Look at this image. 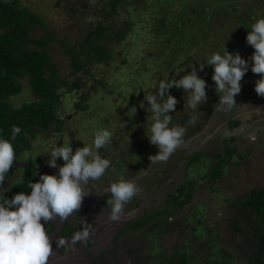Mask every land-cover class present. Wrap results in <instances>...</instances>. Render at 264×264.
<instances>
[{
	"label": "trees",
	"instance_id": "16d2710c",
	"mask_svg": "<svg viewBox=\"0 0 264 264\" xmlns=\"http://www.w3.org/2000/svg\"><path fill=\"white\" fill-rule=\"evenodd\" d=\"M241 1L57 0L56 7L63 9L69 20L78 26L79 38L73 42L70 37L56 40L54 33L49 30L47 20L23 0H0V134L8 138L13 125L21 128L20 134L13 142L17 154L30 147L40 134L63 135L67 132L76 139L78 130L75 131L76 126L71 125L73 123L71 121L77 115L82 117L80 113L89 111L90 105L101 106L103 98L95 100L93 96L107 92L108 95L115 94L114 98L117 101L124 99L121 107L125 108V112L132 120L122 134L112 133L110 143L99 150L100 154L107 155L118 151L122 153L124 159H116L111 164L110 168L114 173H120L122 165L127 161L145 165L147 163L145 153L140 158L135 156L132 152L136 144H129V149L125 151L123 141L125 142L131 134L137 133L144 124L142 129L146 131V118L149 113L146 117H136L138 112L143 110L140 102L144 100L145 93H154L161 80L179 79L184 75L186 71L184 73L177 71V65L180 69H184L186 65L188 68L195 66L194 55L190 52L197 50L205 41L200 43L197 40L199 34L196 35L194 32L196 36L192 38L191 30L197 29L198 24H201L203 29L209 26V33L217 37L219 44L224 46L222 50L226 46L228 51L239 52L246 59L252 55L254 49L247 43L246 36L251 24L257 18L264 16V0H246L245 3ZM71 2L76 3V10L73 9ZM217 22L221 25L216 29ZM206 31H203L204 35L207 34ZM41 32L42 35L38 36ZM182 33H184L183 39ZM191 41H195V47L189 51L190 57H186L185 47H190ZM53 42L59 44L69 58L72 77H74L72 83L60 77L59 70L50 58L49 44ZM167 46L174 47L177 52L174 56L176 59L173 62L174 67L169 70L167 77H164L156 68V64L159 57L167 56ZM243 50L245 52L242 54ZM207 56L209 55L203 56L200 61L204 62ZM196 68L201 78V75L206 77L208 94L213 83L211 79L213 68L209 65L204 67L203 71H200L198 66ZM204 72L207 73L203 74ZM244 78L249 79L250 84L253 83L252 89L259 79L250 69ZM26 82L30 85L35 98L17 106L13 99L25 91ZM88 82H90V90L86 88ZM242 86L246 87L243 84ZM75 93L74 109L68 112L69 108L64 103V99ZM170 93L178 100L175 111L170 113L172 125L183 126L186 131L192 130V133H196L203 124L207 123L206 117L210 116L212 108L214 110L217 103L216 100L212 102L211 97L208 96V100L201 107L205 113L202 120L195 118L193 122H189L193 114L191 109L185 108L188 93L175 87L170 89ZM144 104L147 109L148 102L144 101ZM119 113L123 114L120 109ZM114 119H117V115L113 117ZM201 121L203 122L200 124ZM196 125L200 127L197 129ZM93 128L94 137L95 132L100 128L95 125ZM227 152L229 156L225 158L219 156L221 160L218 162V167L222 166L221 162H228L238 150L235 148L232 154H229V150ZM201 158L198 152L190 159L196 162ZM238 158L243 160V157ZM233 164L239 167L242 165L237 162ZM218 167L213 171L210 170L212 172L208 176L213 178L215 183L221 182L220 179L225 176L222 167L223 173L217 171ZM22 180L7 194L11 195L10 199L17 193L27 194L30 191L27 184L31 180L35 182L30 168L25 171ZM175 186L176 189L167 195L171 201H165L167 211L168 206L183 209L194 198V189L187 190L186 185H177V183ZM215 188V185H211L212 193L216 192ZM152 196L155 202L160 198L163 199L160 193L158 195L152 193ZM148 208L153 210V203L143 210L147 211ZM163 219L158 218L157 221L164 224L167 220ZM229 223L231 226L229 233L236 236L235 251H231L225 245V239L217 238L215 241L218 242L217 245L225 243L218 255L220 260L208 264H236L234 252L240 256L241 253L245 254L243 256L247 259L244 264H264V186L239 199ZM202 246L198 247L203 248ZM183 248L188 250L177 253L180 262L169 264H191V261L196 259L193 253L196 247L192 245Z\"/></svg>",
	"mask_w": 264,
	"mask_h": 264
},
{
	"label": "clouds",
	"instance_id": "9594fccd",
	"mask_svg": "<svg viewBox=\"0 0 264 264\" xmlns=\"http://www.w3.org/2000/svg\"><path fill=\"white\" fill-rule=\"evenodd\" d=\"M249 29L246 41L254 49L249 58L242 57L239 52H230L225 46L222 54L213 52L199 65L200 71H203L205 64L213 68L211 79L219 97L215 105L217 110L225 113L237 106L235 96L241 91V81L249 69L260 74L255 82V92L264 96V16L257 18ZM190 68L191 71H186L179 79L161 80L155 92L145 93L144 100L140 102L141 108L146 107L144 101L148 102L146 137L158 149L149 157L152 163L166 161L184 142L185 127L172 125L170 113L175 111L178 100L170 93V89L175 87L187 92L185 108L193 112L208 100L206 80L198 75L195 66ZM194 120L195 116H190L189 122ZM20 132L21 128L13 125L8 138L0 134V188L9 178V169L13 167L14 161L20 160L13 146ZM111 138L109 130L99 129L91 145L84 143L83 147L75 151L70 141L63 140L62 145L55 144L45 154L49 156L47 165L58 167V172L41 174L36 182L31 180L27 184L30 189L28 194L20 192L9 199L5 192L10 188L0 191V264H48L53 245L60 247L66 244L63 238L53 241L46 225L53 221L60 223L69 220L78 213L83 199L95 191L94 188L86 189L92 187L110 167V160L102 157L99 150L109 144ZM58 158L64 161L62 165H57ZM107 191L111 199L102 211L107 213L110 221H119L124 206L140 189L135 181L121 176L110 183ZM152 193L155 192L150 189L142 193V198L147 199V206L155 202ZM138 215V211L134 216L131 214L135 224L141 220ZM91 231V223L81 218V230L73 234L72 243L87 242Z\"/></svg>",
	"mask_w": 264,
	"mask_h": 264
},
{
	"label": "rangeland",
	"instance_id": "374dc122",
	"mask_svg": "<svg viewBox=\"0 0 264 264\" xmlns=\"http://www.w3.org/2000/svg\"><path fill=\"white\" fill-rule=\"evenodd\" d=\"M23 1L47 20L49 30L54 33L56 40L64 37H70L71 41L73 42L78 40L79 29L77 24L69 20V17L66 13H64L63 9L56 7L57 0ZM243 2L245 3L246 0L241 1V3ZM71 5H73V9L76 10V3H73ZM220 25L221 23L217 22L216 29ZM205 30H207L206 35H204L205 32L203 33V31ZM209 30V26L208 28L206 27L205 29H203L201 28V24H198L197 29L191 30V37L193 38L194 36L199 34L197 35V40L200 43L201 41H205V43L198 46V49L195 51H191L195 47V41H191L190 47H185L187 50L186 57H190L189 51H191L190 53H193L195 61H193L194 63H192L196 67H199L200 63H203L200 61L203 56L210 55L212 52H214V50H217V52H221V54L223 53L222 48L224 46L219 44L220 42L216 39L217 37L210 34ZM193 32L196 33V35L193 34ZM42 33L43 32L38 33V36H41ZM181 37L183 39L184 33H182ZM207 42L209 45L206 46ZM176 52L177 51L174 47L167 46V56H161L157 60L158 63L156 64V68L161 74H163L164 77H167V74H169V70L174 67L175 63L173 62L176 61V59L174 58ZM49 55L53 64L59 70L60 77L63 80H69L70 83H72L74 77H72V68L70 67L69 58L65 55L59 44L54 42L49 44ZM186 57L185 61L187 59ZM147 60L149 61L148 58ZM206 66L207 64H205L204 67ZM177 68V71L180 70V72L183 73L185 71H191V69L188 68V65L184 66V69H180V67H178L177 65ZM153 69L154 66L152 65V70ZM100 71L103 72L102 70ZM205 73L207 72H204L203 74ZM256 75L259 78L260 74ZM157 76L159 75L157 74ZM201 76L206 80L205 75ZM98 77L101 78V76ZM150 81H152V79H150ZM89 87L90 82H88L86 88L90 90L91 88ZM243 89L246 90L245 87ZM24 90L25 91L20 96L13 99L15 105L20 106L23 103L32 101L35 98L28 82H26ZM209 91L210 92L208 94L213 97L212 100H215L217 95L214 82L212 83V87L209 89ZM246 92L248 93L247 90ZM250 92L251 90L249 91V94ZM252 92L256 94L255 88L252 89ZM100 95L103 100L100 98ZM100 95H94L93 99H101V101L103 102L101 103V106L97 107V104H92L90 105L89 111L80 113L82 117L77 115V117H75L74 120L71 121L73 122L71 125L76 126L75 131L78 130L75 137L76 141L77 143H82L83 146L84 143L87 145H91L93 139L92 134L95 131L93 125L97 126L100 129H107L111 133L121 134L127 128L129 121L132 120L131 116L125 112V108L121 107L124 99L123 101H117L114 98L115 94L108 95L107 92H101ZM75 100L76 93L71 94L70 97H66L64 99V103L66 104L67 108H69L68 112H71V110L74 109L73 106L76 102ZM249 102L247 103V105L249 104V106H251V102ZM201 107L202 106H200V108L196 111L199 113L198 115H196V112H193L191 110L193 116H196L195 118L197 119L200 118V120H202V116L205 114L204 111L201 110ZM119 109L123 114L119 113ZM140 111L138 112L136 117L145 115L146 112ZM115 115H117V119L113 120V117ZM203 121H201L200 124ZM234 125L235 127H237L239 125V122H234ZM201 128L203 127L201 126ZM252 132L253 131H251V134L249 135L252 141L251 144H253L252 149H250V145L248 144L250 142H246L248 140V136H243L238 140V144H240V147H245L246 149L244 150V153L248 155L250 154V156L247 157L246 161L237 159L238 157H242V155H240L241 152H239L240 156L234 155L228 162H221L220 165L222 166L218 167V162L221 160L219 156H223L225 158L229 156L227 154V150H229V154H232V151H234L236 148L235 145L232 144V142H228V144L224 143L227 139L224 132H222L221 142L227 145L222 153H218L219 151L215 153L213 152V150L215 151L216 146H212L211 150L199 152L202 158L200 159V161H196L192 164L193 167L191 166L192 168L189 172H187V176L183 177V180L180 183V185H186L187 190H195L194 198L189 205H186L183 209L168 206L167 211L166 200L171 201V199H169L167 195L176 189V187H171L168 191H164V193L161 194V197H163L162 200L160 198L158 202L153 203V210H150L148 208L149 210L140 212L141 220L136 224L134 223V225L141 226L140 228H142V231L136 230L134 232L135 238H132L135 241H137L138 239L142 240L139 241L140 243H143V246L146 250L140 256L137 255L139 264L179 263L181 259L177 257V253L179 254L180 251L188 250V248H183L184 246L189 247L192 245L196 247L195 251L193 252L196 255V259H193L191 261V264H208V262L220 260L218 255L224 248L225 243L222 242L221 245H217L218 242H215L217 238L225 239V245H227V247H229L231 251H235L234 248L237 246V243L235 241L236 236L229 233V231L231 230L229 220L232 216V212L235 209V204L239 201L240 198H245L251 191L260 189L262 186H264V154L259 153V151H263L264 148V137L260 139L263 142L261 148L255 147L253 141V135L255 133ZM146 135L147 133L142 137L141 142L136 145L135 149L132 152L135 156H138V158H140L146 150L150 151V153H153L157 150V147L149 142ZM188 135L191 138L195 134L190 132V134ZM121 140H123V138H121ZM231 141L236 142L237 137L232 138ZM203 142L206 146V141L203 140ZM244 143L246 144L244 145ZM128 148V144H125L124 150L127 151ZM248 148L249 150H251V152L247 151ZM34 149L32 153H30V156H24V161H27L29 157H34ZM105 158L111 160L112 158H114V156H111L110 153H108ZM243 159L245 160V157ZM235 161L237 163H241L243 161V163L239 167L233 164ZM217 167L218 172L221 171L222 167V171L228 172V175L227 177L222 179L221 182L215 183L213 178H209L208 176H210V173ZM210 170L212 171L210 172ZM211 185L216 186V192H211L213 191V189H211ZM145 192H147V190H145ZM158 218H164L163 220L166 219L167 222L164 224L160 223V221H157ZM173 219L174 221H171ZM156 223L157 226H155ZM128 225V227L132 228V224ZM137 231L138 233H136ZM199 245H203V248H199ZM241 254L242 255L240 256V254L234 252L236 264H244V261L247 259V257L243 256L245 254Z\"/></svg>",
	"mask_w": 264,
	"mask_h": 264
},
{
	"label": "flooded vegetation",
	"instance_id": "af4514ba",
	"mask_svg": "<svg viewBox=\"0 0 264 264\" xmlns=\"http://www.w3.org/2000/svg\"><path fill=\"white\" fill-rule=\"evenodd\" d=\"M244 77L241 84L246 85L245 88L248 93L242 86L241 91L235 96L237 106L228 113L217 110L216 106L214 110L212 108V113L210 116L206 117L208 118L207 123L202 125L203 128H199L200 126L196 125L198 126L197 129H199H196L195 135L191 138L188 134L193 131L190 129L185 131L184 135L187 136L183 137L184 142L177 147L166 161L152 163L149 157L154 155L158 149L153 152L154 154L146 150L145 158L147 157V163H145V165L141 166L138 163L127 161V166L126 163H124L120 173H114L111 171V164L116 159H124V156H121L122 153L120 151L110 153L114 158L111 160L109 159V169L105 171V174L96 181L92 187L86 189L92 190V188H94L95 191L83 199L82 206L78 213L74 214V216L67 221L60 223L53 221L51 224L46 225L47 230L52 234L53 241L60 238L66 241L64 246L56 247L55 244L53 245V251L50 255L48 264H139L137 255L140 256L146 250L143 243H140L142 240L138 239L135 241L132 239L133 237L135 238L134 232L136 230L142 231V228L134 225L135 219H132L131 214L134 216V213L138 211V216H141L140 212H143V209L147 206V199L142 198L144 190L150 188L158 195L159 193L163 194L164 191H168L171 187H176V183L177 185L180 184L183 177H186L187 172L193 167L192 164L195 163V161H192L190 158L193 157L195 153L211 150L212 146H216L215 151L213 150L214 153L217 151H219L218 153H222L228 142H231L234 137H237V141L232 142L238 150L236 155H239V152H241L240 155H242L243 158L245 157L243 161H246L250 154L244 153V150H246L245 147L242 148L240 144H238V140L241 137L248 136L246 142H250L248 144L250 145V149H252L253 144H251L252 141L249 135L251 131H253L252 133H255L253 135L255 147L261 148L263 142L260 139L264 137V96H260L257 93L255 94L253 93L254 91L249 94V91L252 90L251 86L253 83L250 84L248 81L249 79H245ZM207 95L210 96L212 100L213 97L210 94ZM216 95L217 97L215 100L218 102L219 97L217 93ZM215 100H212V102ZM249 101L251 102V106H249V104L247 105ZM141 112H146L144 115L145 117L148 115L146 108ZM236 121L239 122L237 127L234 125ZM144 126L145 124L141 126L137 133H133L127 137L128 139L125 142L123 141V143L128 144L129 147L134 144L138 145L142 137L147 133L142 129ZM222 132H224V134L228 133L225 135V137H227L224 142L227 143L226 145L221 142ZM63 140L71 142L73 151L78 147H83L82 143H77L76 139L71 137L70 134L68 135L67 132L63 135L40 134L38 139L31 143L30 147L23 149L17 154L20 160L17 159L14 161V166L9 169V178L5 179L3 188H0V191L8 188L12 190L15 187L13 184L20 182L25 171L29 168L33 172V179L35 182L39 180L41 174H55L58 172V167L52 168L47 165L46 162L49 156L45 154H47L55 144L58 143V146L62 145ZM203 140L206 141V146ZM245 144L246 143H244V145ZM33 149L34 157H29L27 161H24V156H30ZM247 151L251 152L249 148ZM263 151L260 150L259 153L264 154ZM100 155L106 157V154ZM243 161L241 163H243ZM63 163L64 161L58 158L57 165L59 166ZM227 173L228 172H225V176H223L220 181L227 177ZM121 176L125 179L135 181L140 191L124 206L121 219L119 221H110L107 213L102 211V209L107 207V201L111 199V194L107 191L108 186L113 180L119 179ZM10 189L5 192V195L9 199L11 195L8 196L7 194L11 191ZM28 193H30V191H28L27 194ZM140 200L143 201L140 202ZM81 218L91 223V235L87 242H76L73 244V234L81 230ZM171 221H174V219ZM128 224H132V228L128 227ZM136 233H138V231Z\"/></svg>",
	"mask_w": 264,
	"mask_h": 264
},
{
	"label": "water",
	"instance_id": "95a60500",
	"mask_svg": "<svg viewBox=\"0 0 264 264\" xmlns=\"http://www.w3.org/2000/svg\"><path fill=\"white\" fill-rule=\"evenodd\" d=\"M246 50V49H245ZM245 50L242 51V54L245 52Z\"/></svg>",
	"mask_w": 264,
	"mask_h": 264
},
{
	"label": "crops",
	"instance_id": "0c3cea01",
	"mask_svg": "<svg viewBox=\"0 0 264 264\" xmlns=\"http://www.w3.org/2000/svg\"><path fill=\"white\" fill-rule=\"evenodd\" d=\"M236 162V161H235ZM156 194V193H155Z\"/></svg>",
	"mask_w": 264,
	"mask_h": 264
}]
</instances>
